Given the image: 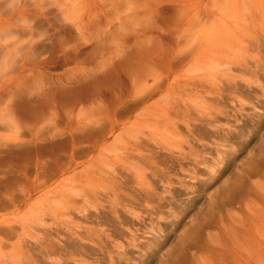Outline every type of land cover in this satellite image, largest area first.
<instances>
[{
    "label": "rangeland",
    "instance_id": "1",
    "mask_svg": "<svg viewBox=\"0 0 264 264\" xmlns=\"http://www.w3.org/2000/svg\"><path fill=\"white\" fill-rule=\"evenodd\" d=\"M88 20L97 43L152 25L166 64L154 62L161 76L151 77L142 95H133L122 70L119 89L114 78L111 89L98 92L97 102L108 108L104 130L71 135L59 104L56 124L67 132L52 138L49 110L37 114L18 85L70 71L74 64L60 47L89 51L92 41L78 31ZM189 20L193 32L204 28L213 45L229 49L213 56L223 60L208 70L214 82L195 64L212 57L179 34ZM30 30L38 32L35 39ZM34 40L46 44L39 53L13 48ZM122 42L133 52L143 46L136 36ZM129 61L123 55L117 63ZM93 70L91 64L85 71ZM262 157L264 0H0V264H191L185 256L195 251L191 233L204 224L215 232L220 207L226 222L229 212L239 215L240 208L228 206L230 187Z\"/></svg>",
    "mask_w": 264,
    "mask_h": 264
},
{
    "label": "bare ground",
    "instance_id": "2",
    "mask_svg": "<svg viewBox=\"0 0 264 264\" xmlns=\"http://www.w3.org/2000/svg\"><path fill=\"white\" fill-rule=\"evenodd\" d=\"M82 5L83 4H81V6ZM119 5H121V3H119ZM22 15H23L22 18L25 20L28 14L24 12V14ZM137 17L135 18L137 19ZM188 22L189 24L187 27L185 28L180 27L179 34H182L186 41H190L191 39H192L191 41H198L197 43L192 42L193 48L195 49V51H199V49L201 48V51H199L200 54L208 55L210 56V58L212 57L211 61L205 59L206 61L202 60V62H200L199 61L200 58L197 57L196 59L199 62L195 64H198L199 67H201L200 69L204 70V73H206L204 75H206L207 78L209 79L212 78L211 82H214L216 79L213 77V74L212 75L208 74L209 72L208 70L214 67L213 64H215V61H217L218 59V57H216L215 59L213 58V56L215 57L216 53L228 54L229 49L227 47H224V49L221 51L223 46L219 45V48H221L219 49L216 45H213V40H211L210 38L212 36L209 33H206L205 35H203L204 28L199 31H196L195 33L192 31V29L194 28L193 22L190 20ZM89 23L90 21L88 23L81 22L78 26L79 27L78 31L81 33V35H84V34L87 35L86 38H85V35L82 38L86 41L87 39L92 41L91 44H93V46L90 48L89 51L82 52L83 50L82 49L80 50V48L77 47V45L71 47V49H68V50L67 49L65 50V47L63 46L60 47V51L64 52L63 54H64V57L66 58L65 60L67 61V63L74 64V67L70 71L68 69L64 71L62 74L56 75L54 78L51 77L47 79H45V77L44 78L41 77L40 74H37L32 78V80L27 81L23 85L17 84L20 91L22 92L23 101L30 103L32 106H35L37 114L41 113L43 110L42 115H44L45 112L49 110L50 118L52 119L51 122L52 124H54L53 128L52 127L49 128V130L51 131L50 134L52 138H56L67 132V130L64 131L63 129H60L56 124V119L58 117L57 107L59 104L60 106L61 105L64 106L63 110H64V114L66 115L65 117L67 119V125H68L67 129L71 135L72 133H76V132L77 133L84 132L92 127L95 128L96 126H99L101 129H103L100 125H103L106 117H108V108L102 102L103 100L99 103L97 102V99L98 100L100 99L99 97H100L101 92L111 89L110 81H112L114 78L115 80L112 82V83L114 82L116 83L113 85L114 89L115 87H118V89L121 87V84L117 82V75L119 74V71L122 70L124 73L127 74L129 79H131V83L133 87V95L135 94L137 95V94L144 93V91L148 89L147 84L151 77H153L155 81H157L158 77L161 76L160 74H158V77H157V75L154 73V70H155L154 62H156L157 64V60H158L159 62H161L163 67L166 64V61H165L166 48H164V45H162L161 43L162 41L159 38V36L155 37L152 34L153 33L152 25L146 26V27L139 26L140 28H136V31L134 30L135 31L134 34H129L127 37L122 39V41H126L127 43L131 36H136L137 42L138 43L141 42L143 44L141 51L133 52V49H134L133 45L130 44V47H125L126 44L122 42L121 40H117V41L111 40V42L102 41V42L97 43V41L93 39V34H91L93 33V31L91 32V29L88 26ZM88 28L90 30V32H88L89 34L86 33ZM24 31H29V30L25 28ZM24 31L21 33L19 30L21 34L17 33L16 35H19V34L23 35ZM100 31L101 32H98L97 33L98 35H96V37H98V40H100V37H102L101 34L105 33L103 29H101ZM36 36H38V32H35L34 30H30L31 40L35 39ZM37 39H42V38H37ZM138 39H140V41ZM204 39L209 41V43L205 46H204ZM219 41H221L220 43L223 42L222 39H219ZM45 45L46 44H44L42 40H34L32 41L29 47L27 46L23 47V44H20L19 46L14 45L15 47L13 48L15 49V51L19 53L23 51L24 56L25 55L27 56L29 55L30 52L31 53L34 52L33 54L39 53L42 50V47H46ZM238 45L239 44H237L236 47H242L241 45L240 46ZM54 46L55 45H53V43H50L48 48H50L52 51H57V48L55 50ZM248 46L250 47V44ZM143 51L144 53H142ZM170 51L172 50L170 49ZM187 51L189 52V50ZM140 53L143 54V58H142L143 60L138 55ZM33 54L32 56L35 57L36 55H33ZM123 55L127 56L128 59H130V61L122 65L118 64L117 63L118 59ZM138 57L139 59H141V62L139 61L140 64L138 60L133 61V60H136ZM25 59L26 57L23 58L22 60L23 63L20 64L21 70L28 67L26 66ZM222 61L223 60L220 58L216 62V64H218V62L220 64ZM91 64L93 65L94 70H93V73H88L85 70L87 66ZM246 67L247 66H245V68ZM232 69H233V65H232ZM104 73H105L104 78H99L97 76V74H104ZM91 76H97L95 77L96 80L93 82H87L89 79H91ZM22 77L24 78V75ZM47 84L49 85V87H47ZM168 90L170 91V89ZM114 97H116L117 99H120L121 95L120 94L117 95L115 93ZM92 102H94L95 104H91ZM45 116L46 114L44 115V117ZM76 118L77 120L74 121V119ZM112 128H113L112 132H114L115 128L114 127ZM122 129L125 130L124 127ZM100 132H102V130ZM100 155L102 156V158L104 157L103 153ZM239 177L241 179V180H238L239 185L231 186L230 193L228 194L229 195L228 206L240 208L241 210H240L239 215H233L229 212L228 214H229L230 221L228 220V222H226L224 219L226 206L220 207L219 208L220 211H219L218 219L216 223L211 224L213 225L212 228H216L215 232L212 233L210 231L208 232L205 231V227H208V226H205L204 224L202 225L201 229L195 230L191 233V236H190L191 244H189V249H194L195 251H193L191 254H188L190 250L185 253L186 257L187 256L190 257L191 264H264V157H262L259 161H256L255 163L252 162L245 169L243 174L240 175ZM253 177H260V181L259 180L256 182L251 181V178ZM105 185L106 184H104V186ZM218 221L219 223H217ZM211 225L209 228H211ZM203 235H205L206 237L204 238Z\"/></svg>",
    "mask_w": 264,
    "mask_h": 264
}]
</instances>
